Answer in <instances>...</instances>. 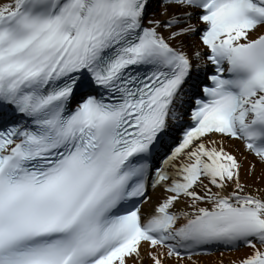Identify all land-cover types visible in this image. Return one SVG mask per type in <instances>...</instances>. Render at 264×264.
<instances>
[{
    "label": "snow or ice",
    "instance_id": "6c2138e0",
    "mask_svg": "<svg viewBox=\"0 0 264 264\" xmlns=\"http://www.w3.org/2000/svg\"><path fill=\"white\" fill-rule=\"evenodd\" d=\"M241 248L264 264V0H0V264Z\"/></svg>",
    "mask_w": 264,
    "mask_h": 264
},
{
    "label": "bare ground",
    "instance_id": "6f19581e",
    "mask_svg": "<svg viewBox=\"0 0 264 264\" xmlns=\"http://www.w3.org/2000/svg\"><path fill=\"white\" fill-rule=\"evenodd\" d=\"M228 144L233 148V149H241V145L235 141V140H230L228 141ZM240 152V151H239ZM245 156L248 157V155L246 153H243ZM249 160H252V159H255L254 157H251L249 158ZM261 171V166L260 165H257V168H256V172L254 175L252 176H245L244 178L247 179L249 182H253V183H256V184H259L260 181H255L254 177L255 175H258ZM242 176H243V173H242ZM247 249H240V250H237V251H233V252H230V253H224L223 255V258L225 260V264H227V261L229 259H235L236 257L242 255L244 252H246ZM219 257V253H213L209 256H202L201 259L205 260V261H214L215 259H217Z\"/></svg>",
    "mask_w": 264,
    "mask_h": 264
}]
</instances>
